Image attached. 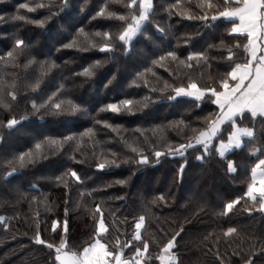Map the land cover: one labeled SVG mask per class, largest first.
<instances>
[{"label": "trees", "instance_id": "16d2710c", "mask_svg": "<svg viewBox=\"0 0 264 264\" xmlns=\"http://www.w3.org/2000/svg\"><path fill=\"white\" fill-rule=\"evenodd\" d=\"M202 2L153 0L151 22L129 46L118 36L132 14L140 15V0L133 7L130 0H0V216L8 218L0 221V264H60L55 250L39 244L35 236L39 232L47 243L60 246L62 229L54 232L51 225L65 218L66 207L65 250L81 254L94 235L97 203L108 228L103 242L109 250L119 252L117 241H132L124 248L125 259L147 241L145 264H161L157 257L163 246L183 228L172 249L177 264H245L248 259L264 264V211L259 199L245 196L252 168L264 159V118L250 112L239 116L238 124L252 128L253 136L224 157L219 142L233 131L231 122L222 126L208 152L194 145L184 157L154 156L157 150L187 143L219 112L207 96L202 101L186 96L171 100L173 89L190 80L201 87L217 86L235 63L248 58V35L231 32L236 20L210 19L218 6L240 3L211 0L205 23L197 18L205 15ZM101 7L115 15L97 16ZM21 16L25 19H13ZM96 32L112 33L111 51H100L107 38ZM74 38L76 46L69 47ZM16 39L25 41L22 51L16 49ZM9 51L12 58L6 55ZM166 52H175L177 59L159 60ZM193 52L204 57L189 60ZM37 81L39 86L33 87ZM54 92L59 101L71 100L81 110L53 114L33 109L32 101L42 103ZM124 99L133 100L131 113L105 109ZM12 118L19 123L9 129ZM88 129H93L91 135ZM69 136L74 138L64 140ZM51 141H62V146ZM29 150L33 162L23 167L9 163ZM140 150L150 163L137 164ZM104 158L117 159L119 166L97 169ZM227 161L235 162V173L228 171ZM13 167L17 172L9 175ZM72 169L80 181L67 175ZM237 197L242 199L227 211L226 204ZM249 207L254 210L247 211ZM140 216L144 226L137 241ZM228 228L236 232L229 234Z\"/></svg>", "mask_w": 264, "mask_h": 264}, {"label": "snow or ice", "instance_id": "6c2138e0", "mask_svg": "<svg viewBox=\"0 0 264 264\" xmlns=\"http://www.w3.org/2000/svg\"><path fill=\"white\" fill-rule=\"evenodd\" d=\"M241 6L231 7L228 3H224L222 6H218L214 14L210 17L212 21H217L219 18H230L238 17L239 22L235 23L231 27L232 33H247L249 37V43L246 45L248 58L245 63H235L234 67H231L230 71L223 74V78L219 81L217 86L212 87H201L194 80H190L187 85L181 84L179 87L173 89L174 96L169 97L171 100H175L177 97H192L196 101H202L206 96L207 99L211 100L219 108V112L216 114L215 119H211L208 122V126L199 131L198 135H195L192 138H189L187 143H181L177 148H168L165 152L155 151V158L159 159L164 155H179L184 157L188 149H192L194 145H203L205 152H208L209 145L212 143L213 139L217 137V134L221 131V125L225 122H231L234 130L231 131L228 135L227 141L220 140L219 142V155L224 157L226 152L235 147H240L242 145V135H247L249 137L253 136V129L248 127H241L236 123V120L239 116H242L245 111L250 112L251 116L256 117L260 116L264 118V48L258 47L257 40L259 39L261 43H264V0H239ZM137 0H130V7L136 6ZM44 5H39L43 7ZM201 8L205 9V15L197 17L198 19L203 20L205 23L208 22L209 16L207 10L212 8L213 5L211 0H203L201 3ZM21 8L29 9L30 11H35L34 8H30L28 4L20 5ZM141 12L140 15H131V22L127 23L123 31L119 33L118 39L124 42L127 45H131L133 38L142 32L143 26L146 23H150V14L151 9L153 8L152 0H140ZM219 7H223V10H219ZM114 16L113 13H107L104 7H101L97 16ZM24 20L25 17H13V19ZM192 17L189 16V19ZM119 19L125 20L126 17L120 16ZM34 23L41 24L42 21H34ZM159 29V25H156ZM163 31V29H160ZM80 33L84 34V29L79 30ZM258 32L262 35H258ZM87 36V34H84ZM95 36L106 37L107 40L103 43L100 51H111L113 48L112 44V33L111 32H96ZM76 40L74 38L73 42L69 44V47L76 46ZM16 49L22 51L25 47V41L23 39L15 40ZM92 46L95 47V42H92ZM7 57H13V51L6 53ZM165 57L172 59H177L175 52H166L164 56H161L159 60H164ZM204 57L202 52H193L189 55L188 59ZM233 57V53L229 51V58ZM206 58V57H205ZM2 59V57H0ZM31 62V61H30ZM99 64V61L96 62ZM54 67V63L49 65ZM84 72L88 75H92L90 69H84ZM140 75V74H138ZM229 81H232L230 84ZM39 81L36 82L33 87H38ZM218 88L220 90H218ZM13 97L15 93H12ZM56 97V102H53V98ZM0 96V100H2ZM133 100L124 99L116 103H111L105 106V109L110 110L113 113L129 112L133 110ZM7 106V105H5ZM32 107L35 111L39 112L41 109L52 112L53 114H58L62 111L77 112L81 110L80 105L75 104L71 100L59 101L57 93H52L47 97L46 100H43L42 103H37L32 101ZM19 123L15 118L8 120L7 127L9 129L13 128ZM108 127H112L108 125ZM196 130L193 129V132ZM93 129H88V135H91ZM73 136L65 137L64 140H71ZM0 140H3V135L0 134ZM50 143H57L59 146H62V141H51ZM37 148H40V145H36ZM135 153L137 150L132 149ZM254 151H260V149H254ZM27 157V160H26ZM74 158V157H73ZM198 159H203V156L198 157ZM33 162L32 161V152L29 150L27 153H20L19 157L14 161H10V164L19 165L23 167L25 163ZM137 164H147L150 163L149 156L140 150ZM188 161L185 158L184 163L180 165V174L182 175L185 166ZM119 166L117 159H107L104 158L102 162L96 164V168L99 170H104L106 167ZM227 169L229 172L235 173L237 171L234 161H227ZM257 169H259V187L257 186ZM17 172V167L12 168V172L9 175ZM75 178L76 181L81 180V176L72 169L67 173ZM252 182L248 185L245 196L249 197L251 200L256 201V194L259 193L260 196V209L264 211V159H259L255 167L252 168ZM57 180L61 181L67 185V181L63 180L62 177H57ZM120 184H124V180L119 181ZM159 200H164V195L158 197ZM242 197H237L236 199L228 202L226 204V210L231 211L233 206L238 204ZM67 203V201H66ZM152 203H156V200H153ZM254 209L249 207L247 211L252 212ZM69 209L66 207L64 210L65 218L61 221L59 219L52 222L51 228L55 232L58 226L62 229V237L60 240V246L56 244L47 243L44 239L41 238L40 233L37 232L35 239L39 244H47V247L55 250V261H59L60 264H145L144 256L148 252V243L147 241L142 242V247H136L134 252L127 259L124 258V248L131 244L132 241H126L125 244L121 245L117 241V245L120 247V251H110L109 246L103 242V234L108 231L107 225L104 219V213L101 210L99 203L95 205L93 209V217L96 219V226L94 229V235L91 239V242L87 243V246L83 247L82 254L75 251L69 253L65 250L67 245L68 234H69V221H68ZM8 218L5 216H0V221H6ZM144 223V216H140L139 220L135 224V239L139 241L141 239L140 229ZM184 229L181 228L180 232H183ZM180 232H177L172 236L171 239L163 246L162 253L157 257L161 264H177V259L175 254L172 253V249L176 247V238L180 235ZM227 232L229 234L235 233V228H228ZM245 264H254L251 259L245 261Z\"/></svg>", "mask_w": 264, "mask_h": 264}, {"label": "crops", "instance_id": "0c3cea01", "mask_svg": "<svg viewBox=\"0 0 264 264\" xmlns=\"http://www.w3.org/2000/svg\"><path fill=\"white\" fill-rule=\"evenodd\" d=\"M232 1H235V2H238L239 3V0H232ZM152 3H153V0H152ZM239 6H241L240 4L237 6V7H239ZM229 19H234V20H236V23H238L239 22V18L238 17H230ZM243 34H247V33H243ZM248 35V34H247ZM258 35H262V33H260V32H258ZM249 38V37H248ZM257 45H258V47H261V48H264V43H261L260 42V40L258 39L257 40ZM231 84V83H230ZM245 112H248V111H245ZM226 123V122H225ZM236 123L238 124V122L236 121ZM224 125V124H223ZM223 125H221V128H222V126ZM241 127H243V126H241ZM233 130H234V128H233ZM245 137H249V136H247V135H242V141L244 140V138ZM227 141V140H226ZM242 144H243V142H242ZM242 146V145H241ZM240 146V147H241ZM234 148H239V147H235V146H233V148H231V149H229L227 152H226V154L227 153H229L232 149H234ZM225 154V155H226ZM258 163V162H257ZM259 169H257V177H256V179H257V186L259 187V183H258V181H259ZM256 196H257V199H259L260 200V196H259V193H257L256 194ZM256 199V200H257ZM143 226H144V223H143ZM143 226H142V228L140 229V236H141V232H142V229H143ZM82 254V253H81ZM144 260H145V256H144Z\"/></svg>", "mask_w": 264, "mask_h": 264}, {"label": "water", "instance_id": "95a60500", "mask_svg": "<svg viewBox=\"0 0 264 264\" xmlns=\"http://www.w3.org/2000/svg\"><path fill=\"white\" fill-rule=\"evenodd\" d=\"M172 251V250H171ZM69 253H71L70 251H68Z\"/></svg>", "mask_w": 264, "mask_h": 264}, {"label": "rangeland", "instance_id": "374dc122", "mask_svg": "<svg viewBox=\"0 0 264 264\" xmlns=\"http://www.w3.org/2000/svg\"><path fill=\"white\" fill-rule=\"evenodd\" d=\"M153 4V3H152Z\"/></svg>", "mask_w": 264, "mask_h": 264}]
</instances>
